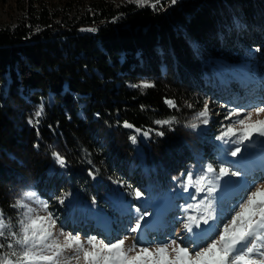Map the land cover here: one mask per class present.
<instances>
[{
	"label": "trees",
	"instance_id": "1",
	"mask_svg": "<svg viewBox=\"0 0 264 264\" xmlns=\"http://www.w3.org/2000/svg\"><path fill=\"white\" fill-rule=\"evenodd\" d=\"M26 2L17 24L0 27V212L16 225L22 210L13 205L34 191L68 230H86L89 214L103 211L113 239L136 208L169 206L189 172L227 150L223 113L250 83H264L254 78L256 69L264 76V0H161L157 10ZM143 82L154 86L131 87ZM205 100L207 125L196 118Z\"/></svg>",
	"mask_w": 264,
	"mask_h": 264
},
{
	"label": "snow or ice",
	"instance_id": "2",
	"mask_svg": "<svg viewBox=\"0 0 264 264\" xmlns=\"http://www.w3.org/2000/svg\"><path fill=\"white\" fill-rule=\"evenodd\" d=\"M133 2L138 7L150 6L157 10L161 0ZM176 2L177 0H170L171 4ZM153 86L149 82L131 85L143 89ZM165 103L169 107H176L173 100H166ZM254 113L257 116L264 114V101L261 105L248 109H233L226 119H236L225 127L218 139L224 144L237 146L224 150L219 169L212 163H207L195 176L189 172L180 182L183 191L194 189V193L189 192V198L196 201L184 209L187 214L184 230L193 234L194 246L191 250L188 246H181L175 239L154 249L138 247L135 241L131 247H126L127 237L108 242L97 236L82 239L80 234H73L65 231L63 227H58L57 218L48 211V202L39 200L34 191H27L24 193L26 200L36 199L39 210L46 214H39L37 208L22 200H17L13 205L22 210L16 225H12L0 212V237L9 240L6 246L0 243V249L7 248V251L0 253V264H68L72 259L80 261L81 258L83 264H264V182L257 185L255 182L249 184L247 181H233V177L241 176V171L224 166L223 163L226 155L240 156L241 146L246 142H255L254 137L264 138V119L253 120ZM44 115V104L41 102L34 113V125H39ZM209 115V102L205 100L203 110L196 114V118L207 125ZM174 122L175 118L155 121L159 125H171ZM29 123H33V120ZM197 126L190 125L193 129ZM124 127L133 128V125L125 122ZM136 132L140 133V129H136ZM149 134V131L142 133L145 138H148ZM156 134L162 136L163 132ZM130 139L132 143H137V136L134 135ZM261 143H264V140ZM53 155L62 168L67 166L63 156L59 153ZM238 162L232 161L233 164ZM232 187L239 193L240 199L226 210L225 195ZM133 195L137 200H141L144 194L136 190ZM55 199L63 204L66 197ZM193 212L195 214H191ZM135 213V224L129 231L139 237L151 224V221L145 220L150 213L147 210L141 212L140 208H136ZM197 239L205 242L199 244Z\"/></svg>",
	"mask_w": 264,
	"mask_h": 264
},
{
	"label": "rangeland",
	"instance_id": "3",
	"mask_svg": "<svg viewBox=\"0 0 264 264\" xmlns=\"http://www.w3.org/2000/svg\"><path fill=\"white\" fill-rule=\"evenodd\" d=\"M27 0H0V27L5 26H13L17 24L18 20L24 13V6L27 3ZM41 3L46 4L47 6H62L64 2H72L74 0H40ZM85 3L90 2L91 0H79ZM114 4H127V3H134L133 0H108ZM73 3V2H72ZM39 6V3H36ZM136 4V3H134ZM56 19L58 22L60 19ZM263 70V69H262ZM259 69H256L254 72V78L258 80L260 78L261 81L264 80V76L259 74ZM246 96L241 97V101L235 104L234 100H232L231 105L227 106L229 109L228 112L223 113L226 114V117H229L233 109H248L252 106H259L261 102L264 101V83L252 86V88L246 89ZM244 92V91H243ZM249 94V95H248ZM218 110V109H217ZM215 113H219L216 111ZM220 114V113H219ZM236 117H232L231 119H227L225 122V127L235 121ZM253 120L256 119H264V114L259 116L253 114ZM223 117L218 122H221ZM224 131V129H223ZM221 133V132H220ZM264 138L254 137L255 142H246L244 146H241V154L238 157H231L230 155L224 156V166L232 167L234 170L239 169L241 171V176L233 177V181H240L245 182L247 181L249 184L255 182L259 185L261 182H264V143L261 141ZM138 149V154L142 155L143 150L140 144L135 143ZM227 150L234 149L237 145L235 144H226ZM223 154H216L212 155L213 162L217 166V169L221 166V156ZM232 161H239L236 164H233ZM208 162L204 163L203 165L207 164ZM197 172L201 171V168L197 167ZM196 171V170H195ZM195 173V174H196ZM194 174V176H195ZM189 192L194 193V189H189L188 192L183 191L180 189V193L178 194L176 201L177 205L175 208V212L169 210V208H164L166 205L169 204V198L165 200L163 205L157 206V203L153 204V212L152 214L148 215L145 220L151 221V224L148 225L147 229L142 231V233L137 237V234L131 233L129 229L134 226L135 224V216L136 213L132 212V217L127 222L123 221L119 223L118 232L117 234L113 235V239H107L104 235V232L108 233V229L106 226V220L104 217V212L102 213L99 209H94L91 214H89V218L87 221L86 230H79L74 231L73 229H66L64 225L61 224L57 220L58 227H63V229L67 232H71L73 234H80L82 239H86L90 236H97L99 239H104L106 242L108 241H115L117 239L127 237L125 241L126 247H131L133 242L135 241L138 247H149L154 249L155 247L163 244H169L171 240H177V243L181 244V246H188L191 250L193 245V234L187 233L184 230V223L187 219V214L185 213L184 209L188 204H193L196 201L189 198ZM203 194H201L202 196ZM200 197H197L199 199ZM240 199L239 193L235 190L234 187L230 188L225 195L224 205L225 209H230L233 204H235ZM41 200V199H39ZM173 201V203H174ZM31 206L37 208L39 214L43 215L46 214L43 211L39 210V205L36 199L29 202ZM174 208V207H171ZM85 210V209H83ZM166 210V211H165ZM130 214V215H131ZM191 214H195L194 212ZM179 220H176V218ZM96 231V233L92 231H87L91 229ZM211 235V233H209ZM62 239V238H61ZM205 241L197 239V243L203 244ZM174 255V253H171ZM71 255V253H68ZM68 264H83V260L81 258L80 261L72 259L68 262Z\"/></svg>",
	"mask_w": 264,
	"mask_h": 264
}]
</instances>
